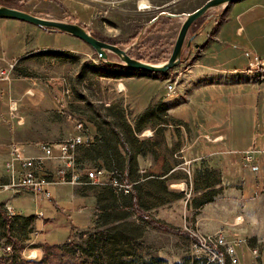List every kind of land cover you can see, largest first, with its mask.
I'll return each instance as SVG.
<instances>
[{
	"label": "crops",
	"instance_id": "obj_1",
	"mask_svg": "<svg viewBox=\"0 0 264 264\" xmlns=\"http://www.w3.org/2000/svg\"><path fill=\"white\" fill-rule=\"evenodd\" d=\"M220 13L193 34L189 53L177 66L190 62L189 67L179 72L172 95L166 87L128 88L126 95L121 93L117 82L132 79L133 73L118 63L109 67L101 60L96 65L81 42L31 49L15 42L12 48L11 29L25 32L29 27L27 22L0 18V68L15 63L10 81H0L2 182H15L22 171L19 161L12 160L15 146L22 156H36L44 141L79 135L74 165L81 179L90 169H102L130 186L128 193H122L110 186L61 182L43 186L46 197L18 187L0 192L9 194L0 210L9 216L10 208L12 221L26 220L35 226L36 216L21 209L14 212L11 202L34 198L35 207L43 201L66 213L58 201L68 193L70 200L80 201L76 210L86 212L88 219L86 228L71 233L85 231L93 221L103 225L109 220L121 227L122 241L150 239L152 244L145 243L146 247L163 256L183 254L182 229L189 225L203 234L220 230L227 240L239 241L235 264H264V74L250 78L242 72L248 58L245 51L255 58L264 55V0H235L216 25ZM39 31L61 38L53 35L58 32ZM204 44L206 48L200 49ZM213 46L219 50H209ZM93 79L111 83L114 89L88 90L81 96L56 93L62 85L74 86V80L87 84ZM122 96L133 97V103L117 106L115 99ZM9 101L16 103L13 116ZM119 109L125 119L118 122L109 114ZM128 113L134 118L129 119ZM249 150L259 152L246 164L241 152ZM45 166L53 173L60 167L53 160ZM40 220L45 224L49 219ZM222 264L231 263L225 259Z\"/></svg>",
	"mask_w": 264,
	"mask_h": 264
},
{
	"label": "rangeland",
	"instance_id": "obj_2",
	"mask_svg": "<svg viewBox=\"0 0 264 264\" xmlns=\"http://www.w3.org/2000/svg\"><path fill=\"white\" fill-rule=\"evenodd\" d=\"M205 1L207 0H0V4L38 17L75 22L99 40L117 45L120 48L130 47L128 51L130 57L146 63L162 64L172 51L184 15L202 6ZM221 9L222 6L210 9L194 26H190L181 51V58L183 54L189 53L190 47L186 46L187 40L200 29L207 19L216 17L222 11ZM160 11L171 13L175 17H160L152 25L146 26V23ZM26 24L29 28L25 29V32L21 29H11L12 48H14L15 42H18V45L21 44L24 49H31L49 45L71 46L72 42L77 41L81 42V49L90 55L96 65L100 64L101 60L97 58L94 50L79 39L55 31L58 33L53 35L58 34L62 38L55 40L50 38L48 33L39 31L38 27L30 23ZM66 39L71 40V42L65 41ZM193 42L192 37L191 44ZM209 50L218 51L219 48L213 46L209 47ZM245 52V55H248L245 66L247 70L249 63L254 60L256 55L249 51ZM244 53L242 52V54ZM107 58L114 65L120 62V59L112 53H108ZM258 59L264 69V55L259 56ZM189 64L190 62L173 68L176 71L174 72L175 75L179 74L182 69L189 67ZM173 69L169 72L173 73ZM263 69H258L257 73L253 75H243L257 78L264 74ZM135 71L127 70V73L131 75L133 73V78L118 81L115 88H118L125 95L128 88L131 91L145 90L149 87L165 90L167 75L157 77L148 72ZM86 74H88V66ZM110 84L107 86L97 79H93L87 84L83 83L82 80H74V86L68 83V87L62 85L55 90L56 93H63L62 95L65 97L72 93L81 96L86 95L88 90L100 93L102 90L114 89ZM129 99L127 96L118 97L115 99V104L117 106L130 105L133 103V97L130 99L131 102ZM94 105L103 107V104L94 103ZM126 110L132 112L128 108ZM109 116L118 122L125 119L120 109L116 110L115 114H109ZM132 116L133 114L128 113L129 119H133ZM142 117L146 120L149 118L145 113ZM7 196H9L8 193L2 192L0 203L4 199L6 200ZM190 196L191 192L187 190L185 197L189 198ZM11 204L15 208L14 212H19L21 209L27 215L34 214L36 216L41 213L44 219L49 220L42 224L40 218L36 217L35 229L33 222L12 221L3 210H0V264H48L49 261L55 264H218L207 263V256L191 247L192 236L190 232L198 230H192L189 225H185L182 229L185 246L183 254L173 253L159 256L152 252V249L146 247L145 243H151L150 239L145 240L146 238H144L138 242L122 241L121 227L110 224L109 220L107 224L103 225L93 221L92 225L85 231L71 233L74 228H86L88 219L86 212L79 213L76 210L77 206L81 204L80 201L70 200L68 193H64L63 198L58 201L59 208L65 210L66 213H61L52 204L43 201L35 207L34 198H16ZM53 217L54 219H51ZM122 229L127 232V226ZM159 241L158 239L155 243ZM169 245H171V241H169Z\"/></svg>",
	"mask_w": 264,
	"mask_h": 264
},
{
	"label": "built area",
	"instance_id": "obj_3",
	"mask_svg": "<svg viewBox=\"0 0 264 264\" xmlns=\"http://www.w3.org/2000/svg\"><path fill=\"white\" fill-rule=\"evenodd\" d=\"M14 66L15 63L11 62L6 67L0 68V81H10V74ZM258 69H263L262 63L258 58H254L249 63L247 70L243 71V74L253 75L257 73ZM167 76V82L165 83L166 91L169 95H172L176 89L178 74L175 75V73L167 72ZM8 107L10 116H13L17 110L15 101H9ZM80 143L81 136L79 135L56 142L44 141L39 144L40 154L30 157L22 156L15 146L11 151L12 160L16 159L19 161L22 171L15 182L6 183L0 179V192L13 191L21 187L32 191L36 196L42 195L46 197L48 192H42L43 186L62 182L70 185L110 186L119 192L128 193L130 186L118 181L102 169H90V171L85 172V180L81 179L74 165L75 148ZM258 152L257 150H249L243 151L241 154L246 164H250L254 161L253 157L255 153ZM52 160L58 162L60 165L54 173L47 171L45 166L48 161ZM186 172L188 174L187 170ZM6 212H8L9 216L14 215L10 208H7ZM36 217L41 218L42 214L38 213ZM190 235L192 236L191 247L195 251L203 252L208 258L207 263L222 264L225 259H228L231 264L237 262L235 248L238 246L239 241L227 240L220 230L212 232V234L191 231ZM253 254L256 256L257 250H253Z\"/></svg>",
	"mask_w": 264,
	"mask_h": 264
},
{
	"label": "water",
	"instance_id": "obj_4",
	"mask_svg": "<svg viewBox=\"0 0 264 264\" xmlns=\"http://www.w3.org/2000/svg\"><path fill=\"white\" fill-rule=\"evenodd\" d=\"M234 0H207L204 2V4L198 8H196L194 11L190 12L189 14L184 15V19L180 24L179 31L176 35L175 43L172 48V51L164 62L162 64H153L149 62H143L141 60H138L136 58L130 57L128 54V51L130 47L128 48H120L119 46H115L111 43H107L103 40H99L96 37H94L87 29H84L82 26L75 22H65L60 20H52L47 19L43 17L34 16L28 12H23L21 10L7 7L5 5L0 4V18L5 19H15L22 22L30 23L39 29L48 30L51 32H61L65 33L67 35H71L80 41H82L85 44H88L96 53L97 58L99 60H102L108 64H114L107 58L108 53H112L115 57L120 59V62L118 64L124 66L127 69L130 70H139L141 72L145 73H156L160 74L162 72H169V70L177 67L181 63V51L185 44V39L187 36V33L190 29V25L196 21L198 18L202 17L207 13L210 9H215L220 6L224 7L228 3L233 2ZM160 17H168L172 18L175 17V15L160 11L156 16H154L151 20H149L146 23V26H150L153 23H155L157 20L160 19ZM193 36H191L186 43V46L189 47L191 44V39ZM138 39V38H137Z\"/></svg>",
	"mask_w": 264,
	"mask_h": 264
},
{
	"label": "trees",
	"instance_id": "obj_5",
	"mask_svg": "<svg viewBox=\"0 0 264 264\" xmlns=\"http://www.w3.org/2000/svg\"><path fill=\"white\" fill-rule=\"evenodd\" d=\"M234 1H235V0H234ZM234 1H233V2H234ZM233 2H231V3H233ZM231 3H228L227 5L224 6L222 12L220 13V15H219V17H218V22L216 23V25H218V24L220 23V21H222V19H223L224 16L226 15V12H227V6H228L229 4H231ZM200 18H201V17H200ZM200 18H198L196 21H194L190 26H194V24H195L196 22H198V20H199ZM42 30H44V29H42ZM44 31H48V30H44ZM48 32H51V31H48ZM204 46H205V44H204V45H201L199 48L202 49V48H204ZM107 66H109V67H117V66H115L114 64H107ZM122 68H125V67L122 66ZM125 69H127V68H125ZM128 70H129V69H128ZM135 72H141V71L136 70ZM141 73H143V72H141ZM151 74H153V75H155V76H157V77H162V76H166V75H167V72H162V73H160V74H156V73H151ZM151 224H152L154 227L158 228V229H161V230H165V231H167V228L162 227V226L159 225L158 223L151 222ZM48 264H55V263L49 261Z\"/></svg>",
	"mask_w": 264,
	"mask_h": 264
}]
</instances>
